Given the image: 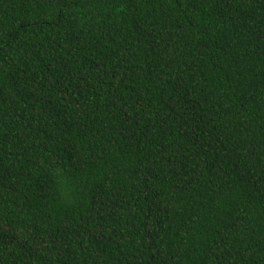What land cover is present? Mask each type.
<instances>
[{"label": "trees", "instance_id": "trees-1", "mask_svg": "<svg viewBox=\"0 0 264 264\" xmlns=\"http://www.w3.org/2000/svg\"><path fill=\"white\" fill-rule=\"evenodd\" d=\"M0 264H264V0H0Z\"/></svg>", "mask_w": 264, "mask_h": 264}]
</instances>
